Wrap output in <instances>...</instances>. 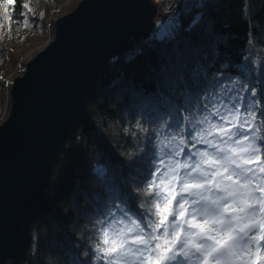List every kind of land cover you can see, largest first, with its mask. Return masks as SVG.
<instances>
[{"label": "trees", "instance_id": "16d2710c", "mask_svg": "<svg viewBox=\"0 0 264 264\" xmlns=\"http://www.w3.org/2000/svg\"><path fill=\"white\" fill-rule=\"evenodd\" d=\"M63 1L0 0V125L11 110L16 73L24 72L21 60L45 45L49 32L54 38L48 15ZM71 1L62 15L82 0ZM236 81L264 98V0L196 3L172 20L163 37L151 35L132 52L110 58L76 114L50 186L28 211L22 244L7 264H103L94 253L101 222L112 216L119 221V208L146 210L141 204L150 199L149 167L159 163L172 136L171 147L178 145L176 124L186 130L197 112L198 105L189 110L186 100ZM184 146L205 148H192L187 138ZM259 163L253 159L249 166ZM173 183L178 193L179 183L171 179L153 187L171 192Z\"/></svg>", "mask_w": 264, "mask_h": 264}, {"label": "snow or ice", "instance_id": "6c2138e0", "mask_svg": "<svg viewBox=\"0 0 264 264\" xmlns=\"http://www.w3.org/2000/svg\"><path fill=\"white\" fill-rule=\"evenodd\" d=\"M161 27L163 36L168 26ZM232 84L218 83L202 98L186 100L189 110L198 105L197 112L186 130L176 124L178 145L171 147L172 136L159 163L149 167L150 199L141 204L146 210L119 208V221L112 216L101 222L97 260L244 264L254 254L264 256V98L257 100L259 92L246 84ZM186 138L192 148H205L185 150ZM253 159L260 163L249 166ZM169 179L179 183L178 193L175 183L171 192L153 187Z\"/></svg>", "mask_w": 264, "mask_h": 264}, {"label": "water", "instance_id": "95a60500", "mask_svg": "<svg viewBox=\"0 0 264 264\" xmlns=\"http://www.w3.org/2000/svg\"><path fill=\"white\" fill-rule=\"evenodd\" d=\"M153 0H83L55 21L53 40L14 79L0 125V264L23 241L28 211L50 186L75 116L106 62L155 29Z\"/></svg>", "mask_w": 264, "mask_h": 264}, {"label": "rangeland", "instance_id": "374dc122", "mask_svg": "<svg viewBox=\"0 0 264 264\" xmlns=\"http://www.w3.org/2000/svg\"><path fill=\"white\" fill-rule=\"evenodd\" d=\"M68 0H64L63 2H64V4L63 5H61L57 10H55L54 12H52L51 14H49L48 15V23H55V21L56 20H58L59 18V16H61L62 15V10L65 8H68V7H70L73 3V1H69V2H67ZM78 1V0H77ZM83 1V0H82ZM67 2V3H66ZM75 4V3H74ZM73 4V5H74ZM72 5V6H73ZM78 6V5H77ZM61 13V14H60ZM64 13V12H63ZM69 13V12H68ZM68 13H64L62 16H64V15H66V14H68ZM61 16V17H62ZM60 17V18H61ZM171 24H172V21H166V22H158V25H157V28H156V30L153 32V34H152V36H157V37H163L164 35H166L168 32H169V30H170V28H171ZM54 25V24H53ZM162 25H167L168 26V30H167V32L163 35V36H161V32H162ZM49 30V29H48ZM48 40H47V42H46V44L45 45H43V46H41V47H39L38 49H36V50H34V51H31L30 53H28L26 56H24V58L21 60V63H23V64H25V67H24V72H25V68H26V64L31 60V59H33L40 51H42V50H44L45 49V47L53 40V36L51 35V33L49 32V34H48ZM24 72H23V74H24ZM22 74V75H23ZM22 75H19V74H17L16 73V77H18V76H22ZM10 80H11V78H10ZM4 119V117L1 119V120H3ZM253 253H256V249L255 248H253ZM244 264H264V256H261V255H256V254H254L252 257H251V259H250V261H246V262H244Z\"/></svg>", "mask_w": 264, "mask_h": 264}, {"label": "built area", "instance_id": "2783aa9c", "mask_svg": "<svg viewBox=\"0 0 264 264\" xmlns=\"http://www.w3.org/2000/svg\"><path fill=\"white\" fill-rule=\"evenodd\" d=\"M157 6L155 29L158 22L176 20L182 13L189 11L196 3H205L208 0H153ZM153 31V32H154Z\"/></svg>", "mask_w": 264, "mask_h": 264}]
</instances>
